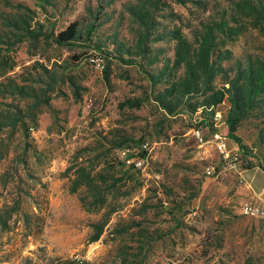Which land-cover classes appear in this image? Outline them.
I'll use <instances>...</instances> for the list:
<instances>
[{
  "label": "rangeland",
  "instance_id": "374dc122",
  "mask_svg": "<svg viewBox=\"0 0 264 264\" xmlns=\"http://www.w3.org/2000/svg\"><path fill=\"white\" fill-rule=\"evenodd\" d=\"M194 1L209 5L208 12L162 0L157 17L162 27L157 30L168 33L181 26L177 19L162 18L171 12L185 24L197 25V19L217 17L223 5L221 0ZM143 3L50 0L43 11L36 0H0V33L9 31L8 18H16L35 31L37 22L45 31L78 22L83 37L73 49L25 38L10 53L15 68L0 77L8 88L9 78L44 92L51 84L50 103L39 109L38 128L30 129L28 137L20 127L0 132V264H264V218L242 211L255 198L247 174H264V103L237 127L244 150L223 137L228 100L210 126L197 124L199 116L187 112L170 117L161 111L138 67L140 28L127 12ZM182 31L191 39L187 29ZM148 43L146 69H153L151 60L161 66L165 57H173L175 42L169 38ZM90 44L100 50H89ZM228 48L234 57L224 67L233 77L238 62L245 66L249 56L264 58V36L249 29ZM74 55L80 59L72 61ZM120 58L135 64L126 65ZM42 66L58 84L46 78ZM66 75L85 89L81 102L63 81ZM225 79L219 77L215 84L224 86ZM2 91L0 87L2 111L9 104L23 109L32 103ZM135 101L142 105L132 107ZM220 142L224 154L217 148ZM137 158L142 166L126 172ZM79 167L94 176L102 173L106 184H97L103 187L122 179L101 212L84 208L86 188L72 192ZM110 205L121 211L108 216ZM106 218L103 235L91 242L93 225ZM76 255L82 263L73 260Z\"/></svg>",
  "mask_w": 264,
  "mask_h": 264
},
{
  "label": "trees",
  "instance_id": "16d2710c",
  "mask_svg": "<svg viewBox=\"0 0 264 264\" xmlns=\"http://www.w3.org/2000/svg\"><path fill=\"white\" fill-rule=\"evenodd\" d=\"M36 1L43 11L46 5H50V0ZM161 1L144 0L143 5H139V7L131 5L127 9V12L140 28L139 40L141 45L139 47L141 48L142 61L138 67L149 80L152 101L170 117L187 112L191 116H199L196 119L197 124L210 126L211 121L218 115L219 108L228 100L231 108L226 115L223 137L244 150L245 147L241 138L236 135V130L255 107L264 103V58L249 56L245 66L238 62L233 77L229 76L230 73L224 64L232 61L234 57L233 52L228 48L231 41L249 29H257L264 36V0H221L223 5L218 16L208 20L197 19V25L191 22L185 24L180 16L171 12L170 17L163 16L162 18L177 19L181 26L168 33H166L165 28L163 31L157 30L162 27L161 23L157 21ZM172 1L184 7L192 4L203 12H208L209 9V5L203 1ZM19 8L30 11L26 7L20 6ZM188 10L192 14V10ZM36 24L38 29L35 31V29H31L30 23L27 21L19 22L16 18L7 19L6 27L9 31L0 33L1 78H5L15 68L10 53L25 38L31 41H49L56 48L69 49L78 47L79 42L83 39L78 22L71 23L61 31H56L54 27L45 31L44 25L40 22ZM184 28L189 31L191 39L183 33L182 29ZM92 29L95 30V26ZM90 36L88 35L86 40L90 41ZM167 38L175 42L173 57H165L161 66L158 65L159 60H151L150 64L153 69H146L144 62L150 55L148 42L150 40L155 43L162 42ZM89 50L97 51L100 48L96 44H90ZM3 53L5 55H2ZM129 56L131 57L130 54ZM79 59L75 55L71 57L74 62ZM120 60L123 61L122 58ZM133 61L128 59V61L123 62L126 65H133L135 64ZM10 62L11 65H9ZM42 70L46 78L50 79L52 83L58 84L57 79L52 77V72L48 68L42 66ZM224 75H226V85L218 87L215 82ZM38 79L43 84V79L41 77ZM105 79L109 81L108 74L105 75ZM5 80L9 83V88L5 87L4 83H0L4 95L32 103H27L23 109L9 104L6 106V111L0 110V132L9 128L13 133L17 127H20L24 135L28 137L30 129L38 128L40 107L49 106L50 99L47 94L51 92V84L48 85L49 89L44 92L19 85L10 78ZM65 80L71 86L75 100L81 102V92L85 89L77 85L72 75H66L63 81ZM141 105L140 101L132 103V107H140ZM143 157L146 158V153ZM131 169L136 170L134 165H130L126 172ZM71 170L69 168L67 173ZM247 170L251 171L252 169ZM75 174L77 178L74 181L72 192L77 193L81 188L87 189V195L81 198V202L87 212L90 213L101 212L107 206V199L112 195L111 192L116 184L122 181V179H116L110 187H103L97 184V181L106 184L107 180L102 173L94 176L92 170L79 167ZM110 208L112 209L108 216L121 211L120 207L110 205ZM107 224L108 218L104 222L93 225L95 235L91 242H97L101 238Z\"/></svg>",
  "mask_w": 264,
  "mask_h": 264
},
{
  "label": "built area",
  "instance_id": "2783aa9c",
  "mask_svg": "<svg viewBox=\"0 0 264 264\" xmlns=\"http://www.w3.org/2000/svg\"><path fill=\"white\" fill-rule=\"evenodd\" d=\"M103 68V67H102ZM194 135L200 140L202 141V138H201V133L199 131H195L194 132ZM217 148L218 150L224 154L225 153V144L224 142H220L218 145H217ZM123 156H125V153H123ZM128 163L131 164L130 161H127ZM142 160H140L139 158H137L136 161H133V164L136 168H139L140 166H142ZM209 175L212 174L211 172L208 173ZM242 211H243V214L247 217H250V218H254V219H260V218H264V204H260L256 201H248L246 202L244 205H243V208H242ZM75 262H78V263H82L81 259L79 256H75L74 259H73Z\"/></svg>",
  "mask_w": 264,
  "mask_h": 264
},
{
  "label": "crops",
  "instance_id": "0c3cea01",
  "mask_svg": "<svg viewBox=\"0 0 264 264\" xmlns=\"http://www.w3.org/2000/svg\"><path fill=\"white\" fill-rule=\"evenodd\" d=\"M247 175L249 179L247 186L250 189L251 196L257 198L260 204H264V174L261 173L255 176L253 173H248ZM260 181L262 182L261 186L259 185ZM255 198H252V200L256 201Z\"/></svg>",
  "mask_w": 264,
  "mask_h": 264
}]
</instances>
